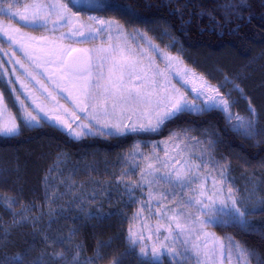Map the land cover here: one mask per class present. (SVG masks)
<instances>
[{
	"label": "rangeland",
	"instance_id": "374dc122",
	"mask_svg": "<svg viewBox=\"0 0 264 264\" xmlns=\"http://www.w3.org/2000/svg\"><path fill=\"white\" fill-rule=\"evenodd\" d=\"M8 2L14 0H0V4ZM56 2L57 0H18L15 8L25 12L27 5L28 14L34 4L47 6ZM60 2L68 4L71 12L75 14L73 24L70 26L73 31L81 24L91 26L93 29L99 27L89 17L114 21L119 28L114 24L110 29H102L96 33L95 39H90L87 36L67 35L70 27L59 23L26 24L18 17L0 13V26H11L19 30L18 33H9L17 43H11L0 35V92L4 94V104L0 105L2 114L0 121H11L14 118L19 126L18 133L24 126L31 127L45 122L58 126L74 138L132 133L130 130L132 125L139 129L140 125L147 127L149 120L155 123L152 116L154 102L165 96L174 95L173 87L179 89L188 100L199 103L196 92L190 89L199 87L204 81L218 88L221 94L234 102L230 108L233 115L254 119L256 129L260 116L258 108L253 105V95L247 87L253 74L259 69L256 65L258 59H248L231 72L221 66L203 65L196 61L191 52L184 49L166 27L124 26L118 19L76 9L100 7L106 0H74V3L60 0ZM85 31L87 33V28ZM101 48L106 51H98ZM72 49L75 51H70ZM165 56L175 59L166 60ZM263 56L264 51L259 58ZM190 59L196 61L201 66L200 69L196 68ZM17 60L20 63H15ZM186 74L191 83L184 82ZM17 76L20 77L19 80ZM9 80L12 84H9ZM22 84L26 87H22ZM120 85L133 90L138 89L153 103L137 105L123 103L117 95ZM236 85L243 90L242 94L236 90ZM258 85L252 83L251 91H256ZM259 87L264 86L262 84ZM17 95L19 100L16 99ZM20 101L24 102L23 105ZM24 105L36 117L31 124L25 121ZM37 105L40 107L37 108ZM249 105L255 109L254 117ZM40 108L43 111H40ZM93 116L97 119H93ZM237 123L233 120L230 125L235 129L234 125ZM85 125L87 127H84ZM112 125H119L123 131H117ZM238 132L244 134L243 130ZM156 157L168 160L170 165L156 175H162L163 171L182 169L185 161L200 164L202 160L212 158L219 162L226 168L230 181L227 186H223V192L213 195L211 178L219 180V172L209 164L200 171L202 176L210 175L205 190L214 200L223 199L227 202V188L233 189L237 206L246 213V223L230 219L229 209L217 202L213 209L215 222L205 223L202 229L199 228L192 221L200 215L197 211L200 205L183 207L184 202L196 193L189 189L173 188L163 181L152 185L142 184L134 188L130 196L126 186L140 183V174L149 162L159 167ZM111 163L118 166L112 178L93 174L88 165L82 167L85 172L79 168L83 173L81 174L73 172L74 164L70 165L66 155L58 153L55 162L45 170L39 195L29 198L23 194H14L3 186L0 187L2 236L8 237L12 231L27 232L41 239V249L44 250L48 247L49 239L56 238L59 243L71 242L79 226L113 214L125 216L129 228L143 230L145 235L149 234V229L159 227L160 235L163 236L167 235L166 229L169 226H174L169 218L184 213L180 216V223H187L196 228L195 232L187 236L189 240L187 247L191 248L192 244H196L199 251H193L187 261H180L179 264L197 262L243 264L235 249L231 247L230 240L254 253L246 257L248 264H263L255 250L230 235L218 234L214 229L216 225L233 222L243 226L253 225L264 202L257 175L259 168L255 165L237 167L219 151L214 134L206 131L195 133L188 129L177 131L159 144L150 142L135 144L118 154L117 159ZM148 179L151 180V177ZM218 187L221 185L218 184ZM197 188L198 182L193 184V189ZM173 192L175 195L170 194ZM198 198L207 202V197ZM203 211L207 213V209ZM200 219L209 221L210 217L204 214L200 215ZM54 231L58 232L57 235L62 233V236H55ZM177 247H180L179 242ZM154 262L178 264L176 259L167 255Z\"/></svg>",
	"mask_w": 264,
	"mask_h": 264
},
{
	"label": "trees",
	"instance_id": "16d2710c",
	"mask_svg": "<svg viewBox=\"0 0 264 264\" xmlns=\"http://www.w3.org/2000/svg\"><path fill=\"white\" fill-rule=\"evenodd\" d=\"M229 4L234 7L227 8ZM76 9L118 19L124 26L166 27L198 63L221 66L228 72L248 59H258L256 65L259 69L252 77L255 81L250 79L247 87L260 116L256 131L252 136L236 131L219 109L183 113L155 131L112 136L74 138L48 122L24 126L16 135L0 134V187L29 198L39 195L45 170L55 162L58 153L66 155L70 165L74 164L73 172L83 174L82 167L88 165L93 174L112 178L118 166L111 162L118 154L138 143L165 142L173 133L188 129L195 133L214 134L219 151L237 167L257 166L264 199V87H259L264 86V56L259 58L264 51V0H106L100 7ZM196 61L191 62L200 69ZM252 83L259 84L254 86L257 87L254 92L250 87ZM254 222L251 226L227 223L216 225L214 229L218 234L230 235L255 250L264 264V202ZM128 230L125 216L113 214L82 224L71 242L59 243L56 238L49 239L44 250L41 249V239L27 232L12 231L8 237H3L1 231L0 262L112 264L116 257H120L123 264H164L148 261L135 249H130ZM53 234L62 236L56 231ZM61 252L63 257L57 255ZM77 253L79 256L74 261Z\"/></svg>",
	"mask_w": 264,
	"mask_h": 264
},
{
	"label": "snow or ice",
	"instance_id": "6c2138e0",
	"mask_svg": "<svg viewBox=\"0 0 264 264\" xmlns=\"http://www.w3.org/2000/svg\"><path fill=\"white\" fill-rule=\"evenodd\" d=\"M18 0H14V2H8L0 4V13H6L11 15L12 17H18L19 19L23 20L26 24L32 23L35 24L37 22H42L43 24L48 23H59L63 26L70 27L73 24V17L74 13L71 12V9L68 7V4L61 3L60 0H57L55 4H50L47 6L34 4L32 5V11L26 14L27 9L29 6H25V12H21L18 8H15V3ZM69 3H74V0H69ZM227 8H232L234 5H226ZM53 17L55 20H53ZM90 20H93L95 23L99 25V27L93 29L91 26H86L81 24L78 28L74 31L71 30L67 35L69 36H81L90 39L96 38V33H99L102 29L107 30L113 27L115 24L116 27L119 28V25L114 21H105L100 20L96 17H89ZM87 28V33L85 29ZM18 33V29H13L11 26H0V35H3L6 39H8L11 43H17L12 35L9 33ZM21 50H23V46L21 45ZM70 51H75L74 49ZM98 51H106L105 49L101 48ZM25 55H28L25 53ZM163 56V53H161ZM31 58V57H29ZM166 60L175 59L170 56L164 57ZM15 63H20L19 60L15 61ZM134 63V62H133ZM23 67V64H21ZM31 75V74H29ZM194 75V74H193ZM20 77L17 76V80ZM201 80H204L203 77H200ZM228 79L227 77L225 78ZM185 83H191L192 81L187 79V74L184 78ZM9 84H12V81L9 80ZM22 87H26L25 85H21ZM118 98L125 104L129 105H137V104H151L153 103L149 98L141 93L138 89L133 90L131 88H127L126 86L120 85L118 86ZM14 88V86H13ZM236 90L240 91L241 94L243 90L239 88V85L235 86ZM191 91L196 92L197 100L196 101L188 100L183 94L180 93L179 89H175L173 87L172 91L174 95H168L163 97L162 99L156 100L155 107L152 110V116L155 119V123H152L151 120L147 122V127L145 125H140L139 129L136 125L131 126V131L135 132L137 130L142 131H155L161 125H163L166 121L172 120L177 118L179 115L183 113H191L193 111L196 112H205L210 109H219L223 111L231 123L233 120L237 121L238 123L234 125L236 130H243L245 135L252 136L256 129H255V122L254 119H246L245 117L239 115H233L230 111L232 103L227 97L219 92L218 88H214L211 84L207 81H204L199 85V87H193L190 89ZM126 93V94H125ZM214 93V94H210ZM19 100V95L16 97ZM23 105V101H20ZM35 103V100H33ZM4 104V94L0 92V105ZM6 108V105H4ZM40 106L37 105V108ZM116 105H113L115 108ZM250 111L252 112L253 117L255 116V109L249 105ZM85 110V109H81ZM40 111H43L40 108ZM106 111V110H104ZM2 115V114H0ZM24 115L25 121L28 124H31L33 121L36 120V117L32 115L30 111H28L27 106L24 105ZM93 119H97L96 116L92 117ZM58 119V118H57ZM84 127H87L86 125ZM112 127L116 128L117 131H123L119 125H112ZM19 126L16 124L15 119L13 118L11 121H0V134L5 135H16L18 134ZM84 133H80L83 135ZM139 148V145L136 146ZM145 159H147L145 157ZM156 162L159 164V167H156L153 163L149 162L141 172V181L140 183H133L130 186H126L129 195H132L133 189L136 187L141 186L142 184L152 185L163 181L173 188H180V189H189L194 191L196 194L190 196L187 201L184 202L183 207L188 208L193 205H200V208L197 210L200 215L207 214L209 215V221H204L200 219V215H197L192 223L197 224L199 228H203L205 223H214L216 217L214 216L213 209L217 202L221 205L229 209L228 216L230 219L240 222L246 223V213L241 211V209L237 206L236 199L233 195V189L230 187L227 188L228 191V201L226 202L223 199L219 201L214 200L212 195H208L205 190V184L209 181V176H202L200 174L201 168H207L209 164L213 166L214 169L218 170L219 172V180L216 178H211L212 187L214 189L213 195L219 192L224 191L223 186H227L230 177L227 174L226 168L219 164V162L215 161L212 158L208 160H202L200 164H192L189 161H185V164L182 169H175L171 172L163 171L162 175H156V173H161L163 169H167L170 167L168 160H161L159 157H156ZM151 177V180L148 178ZM123 179V177H121ZM198 182V188L193 189V184ZM218 184L221 187H218ZM171 195H175V193H170ZM163 195V194H162ZM198 197H207V202L201 200ZM149 199H151V194L149 195ZM204 209H207V213H204ZM142 211V210H141ZM184 213H180L177 216L170 217L173 221L174 226H169L166 229L167 235H160V228L156 227L154 230L149 229L148 235L144 234L143 230H133L129 228L128 235H127V242L130 249H135L138 252V255L148 261H156L160 260L161 258L167 256H171L177 260L178 264L180 261H187L189 259L190 254L193 251L198 252L199 246L196 244H192L191 248L187 247L189 244V240L187 236L192 232L196 231V228L191 227L189 224H181L180 223V216H183ZM147 228V226H144ZM153 236H155V241H153ZM145 241H152L151 243H145ZM167 241V242H166ZM179 242L180 247H177V243ZM231 247L235 249L238 258H241L243 264H248L246 257L248 255H254L249 249L240 245L239 243L230 240ZM131 254V253H129ZM57 255L63 257L64 253H58ZM79 256V253L73 258L75 261ZM16 258H13V260ZM3 264V262H0ZM6 264H12V260L6 262ZM20 264H24L23 260H21ZM33 264H42L41 261L33 262ZM112 264H123L122 259L120 257H116ZM199 264V262H197Z\"/></svg>",
	"mask_w": 264,
	"mask_h": 264
}]
</instances>
